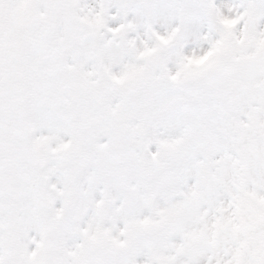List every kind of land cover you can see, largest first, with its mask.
Here are the masks:
<instances>
[{
    "label": "snow or ice",
    "instance_id": "obj_1",
    "mask_svg": "<svg viewBox=\"0 0 264 264\" xmlns=\"http://www.w3.org/2000/svg\"><path fill=\"white\" fill-rule=\"evenodd\" d=\"M0 264H264V0H0Z\"/></svg>",
    "mask_w": 264,
    "mask_h": 264
}]
</instances>
